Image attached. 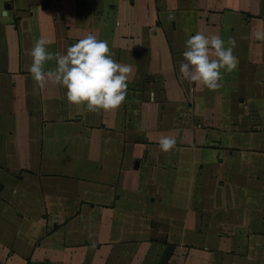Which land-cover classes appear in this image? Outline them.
<instances>
[{"label": "crops", "instance_id": "obj_1", "mask_svg": "<svg viewBox=\"0 0 264 264\" xmlns=\"http://www.w3.org/2000/svg\"><path fill=\"white\" fill-rule=\"evenodd\" d=\"M196 31L235 41L217 89L179 72ZM87 33L131 66L115 109L27 71ZM0 264H264V0H0Z\"/></svg>", "mask_w": 264, "mask_h": 264}, {"label": "clouds", "instance_id": "obj_2", "mask_svg": "<svg viewBox=\"0 0 264 264\" xmlns=\"http://www.w3.org/2000/svg\"><path fill=\"white\" fill-rule=\"evenodd\" d=\"M51 43L41 34L28 50L31 64L27 71L41 87L46 82L59 84L66 89L69 103L84 104L89 111L112 110L124 102L131 66L113 59L107 41L87 33L63 53L55 54L48 50ZM234 47V39L226 42L219 34L196 31L185 41L179 72L190 84L217 89L221 87V70L231 72L236 66ZM53 57L55 68L46 70V62ZM175 144L170 135H162L158 140L159 149L165 152Z\"/></svg>", "mask_w": 264, "mask_h": 264}]
</instances>
